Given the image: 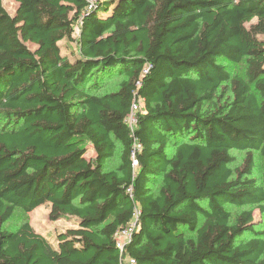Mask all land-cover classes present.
<instances>
[{
  "label": "trees",
  "instance_id": "1",
  "mask_svg": "<svg viewBox=\"0 0 264 264\" xmlns=\"http://www.w3.org/2000/svg\"><path fill=\"white\" fill-rule=\"evenodd\" d=\"M14 1L0 0V264H121L132 222L136 264H264V0ZM43 204L74 226L54 241L5 228Z\"/></svg>",
  "mask_w": 264,
  "mask_h": 264
},
{
  "label": "rangeland",
  "instance_id": "2",
  "mask_svg": "<svg viewBox=\"0 0 264 264\" xmlns=\"http://www.w3.org/2000/svg\"><path fill=\"white\" fill-rule=\"evenodd\" d=\"M3 6L7 9V11L11 14L14 13L17 3L14 0H1ZM262 39H264L263 35H260ZM61 45V52L63 54H70L75 50V44L72 43L70 40H63L60 42ZM218 62L224 65L225 69L228 71L230 74H235L239 75L241 77H244L245 75V62L242 61L240 63H230L223 58H219ZM121 76H114L111 78L109 81H107L101 88V91H106V90H111L112 88L115 87L119 79H121ZM219 94H223L222 100H225L226 97L229 95L227 93V87L220 89ZM139 107H142V102H140ZM117 149L115 151V154L112 158H110L107 161V169H112L115 168L116 165L119 162V145L118 143ZM233 155L236 157V162L233 163L232 166H237L245 156L244 151H232ZM92 153H88V155H91ZM254 162L255 166L253 169V176L254 177H260L262 172L264 171V158H262L259 154V152L254 151ZM157 183V182H156ZM154 190L156 191V186L157 184H154ZM228 209L231 211V218L235 216L236 213H238L242 208L240 207H234V206H229ZM48 211H49V206L47 204L40 205L36 207L34 210H32L29 213H25L23 210L17 208L13 214V216L7 221L5 224V228L7 230H14L17 228V226L22 223L23 221H28L32 228L42 234L47 236L51 241H54L55 239V232L59 230H64L68 227L74 226L75 221L69 220V219H60L58 221H49L48 220ZM253 217L254 221L256 222V228L257 230H262L264 231V212H261L259 209L255 208L253 210ZM134 222L131 223L133 225ZM135 227V225H134Z\"/></svg>",
  "mask_w": 264,
  "mask_h": 264
},
{
  "label": "built area",
  "instance_id": "3",
  "mask_svg": "<svg viewBox=\"0 0 264 264\" xmlns=\"http://www.w3.org/2000/svg\"><path fill=\"white\" fill-rule=\"evenodd\" d=\"M141 102V100H134L131 104V110L129 115L127 116V123L129 124L130 127H132L135 122H136V113L139 111L140 107H139V103ZM134 225L135 223H133V225H128L127 227L119 230L116 235H115V239H116V246L119 248L120 252H121V264H136L135 259L132 258L131 256H129L127 253H125L124 248L126 243L129 242L131 234L134 230Z\"/></svg>",
  "mask_w": 264,
  "mask_h": 264
},
{
  "label": "crops",
  "instance_id": "4",
  "mask_svg": "<svg viewBox=\"0 0 264 264\" xmlns=\"http://www.w3.org/2000/svg\"><path fill=\"white\" fill-rule=\"evenodd\" d=\"M48 205V204H47Z\"/></svg>",
  "mask_w": 264,
  "mask_h": 264
}]
</instances>
